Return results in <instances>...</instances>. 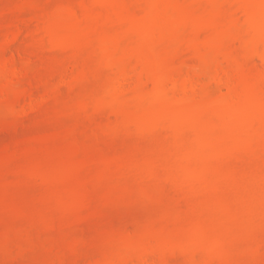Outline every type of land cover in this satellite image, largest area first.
I'll use <instances>...</instances> for the list:
<instances>
[{"label":"rangeland","instance_id":"374dc122","mask_svg":"<svg viewBox=\"0 0 264 264\" xmlns=\"http://www.w3.org/2000/svg\"><path fill=\"white\" fill-rule=\"evenodd\" d=\"M0 264H264V0H0Z\"/></svg>","mask_w":264,"mask_h":264},{"label":"bare ground","instance_id":"6f19581e","mask_svg":"<svg viewBox=\"0 0 264 264\" xmlns=\"http://www.w3.org/2000/svg\"><path fill=\"white\" fill-rule=\"evenodd\" d=\"M205 27V26H204ZM162 92H164L163 93V97L166 95V92H167V89H165V88H162V89H160ZM188 95V90H182V93H181V98H184V97H186ZM163 104H165L164 102H160V104H158V106L160 107V106H162ZM164 106V105H163ZM162 106V107H163Z\"/></svg>","mask_w":264,"mask_h":264}]
</instances>
